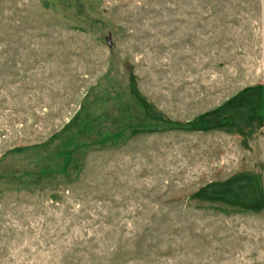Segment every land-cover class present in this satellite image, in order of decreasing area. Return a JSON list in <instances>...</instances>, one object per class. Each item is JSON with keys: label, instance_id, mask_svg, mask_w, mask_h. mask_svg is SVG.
Listing matches in <instances>:
<instances>
[{"label": "rangeland", "instance_id": "1", "mask_svg": "<svg viewBox=\"0 0 264 264\" xmlns=\"http://www.w3.org/2000/svg\"><path fill=\"white\" fill-rule=\"evenodd\" d=\"M0 264H264V0H0Z\"/></svg>", "mask_w": 264, "mask_h": 264}, {"label": "trees", "instance_id": "2", "mask_svg": "<svg viewBox=\"0 0 264 264\" xmlns=\"http://www.w3.org/2000/svg\"><path fill=\"white\" fill-rule=\"evenodd\" d=\"M229 194H231V193H229Z\"/></svg>", "mask_w": 264, "mask_h": 264}]
</instances>
